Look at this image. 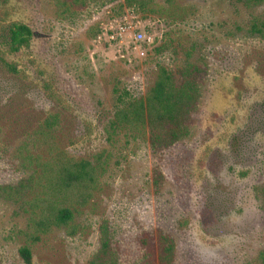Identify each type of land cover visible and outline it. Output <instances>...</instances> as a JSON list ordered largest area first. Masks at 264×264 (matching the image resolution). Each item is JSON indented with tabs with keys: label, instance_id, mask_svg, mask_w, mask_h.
Listing matches in <instances>:
<instances>
[{
	"label": "rangeland",
	"instance_id": "rangeland-1",
	"mask_svg": "<svg viewBox=\"0 0 264 264\" xmlns=\"http://www.w3.org/2000/svg\"><path fill=\"white\" fill-rule=\"evenodd\" d=\"M149 2L0 0V264H24L27 242L32 264H90L104 240L109 264H264V29H251L264 1ZM11 22L32 31L17 54ZM188 64L187 136L151 148L147 128L110 133L115 90L143 97L160 67L181 81ZM55 151L90 160L97 183L69 226L31 243L27 201Z\"/></svg>",
	"mask_w": 264,
	"mask_h": 264
},
{
	"label": "trees",
	"instance_id": "trees-1",
	"mask_svg": "<svg viewBox=\"0 0 264 264\" xmlns=\"http://www.w3.org/2000/svg\"><path fill=\"white\" fill-rule=\"evenodd\" d=\"M90 0H64L70 5H84ZM150 0H126L129 7L145 8ZM262 2L264 0H248ZM251 29L261 32L264 18H255ZM7 49L17 54L27 47L32 37L30 27L24 23L11 22L8 25ZM7 67L15 66L4 61ZM200 68L188 64L180 71L181 81L164 67L158 69L153 85L143 97H133L127 90H115V110L109 121L110 133L127 131L130 136L147 128L151 148L168 146L189 134V114L194 110L199 97L197 76ZM47 89L49 87L47 86ZM50 97L55 95L49 91ZM58 123L56 113L49 114L44 124L51 127ZM37 183L40 190L27 201L29 218L28 232L31 243L38 242L41 235L52 227L69 226L73 219V204H86L97 183V166L88 159L69 158L65 153L55 151L48 160H42ZM166 252L172 248L169 237L161 236ZM18 253L24 264H32L30 243L20 246ZM109 244L102 242V248L90 264H109ZM264 262V251L261 253Z\"/></svg>",
	"mask_w": 264,
	"mask_h": 264
},
{
	"label": "built area",
	"instance_id": "built-area-1",
	"mask_svg": "<svg viewBox=\"0 0 264 264\" xmlns=\"http://www.w3.org/2000/svg\"><path fill=\"white\" fill-rule=\"evenodd\" d=\"M144 39H145V37L140 32H137L136 34L133 35V40L134 41H141V40H144Z\"/></svg>",
	"mask_w": 264,
	"mask_h": 264
}]
</instances>
